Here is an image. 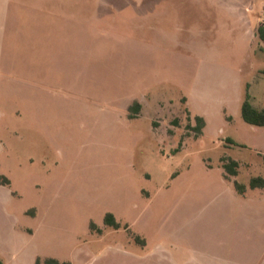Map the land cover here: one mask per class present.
<instances>
[{
  "label": "rangeland",
  "instance_id": "374dc122",
  "mask_svg": "<svg viewBox=\"0 0 264 264\" xmlns=\"http://www.w3.org/2000/svg\"><path fill=\"white\" fill-rule=\"evenodd\" d=\"M261 26L264 0H0V261L264 264Z\"/></svg>",
  "mask_w": 264,
  "mask_h": 264
},
{
  "label": "trees",
  "instance_id": "16d2710c",
  "mask_svg": "<svg viewBox=\"0 0 264 264\" xmlns=\"http://www.w3.org/2000/svg\"><path fill=\"white\" fill-rule=\"evenodd\" d=\"M259 36L262 40H264V27H260L258 30ZM241 113L243 119L254 126H264V110L256 109L252 106L250 103L249 95H247L246 99L244 100L241 108ZM196 122L198 123V126L196 127L199 131H202V129L205 127L206 122L203 117H196ZM223 167L227 171V173L231 176H236L238 171V163L236 161H227L223 164ZM7 184H9V181H6ZM236 189L243 194L245 192V187L243 185H240L239 183L235 182ZM250 187L255 188H264V179L261 177H257L252 179L250 182ZM105 223L114 229L120 228V223L116 220L113 213H107L104 219ZM0 264H4L2 261H0ZM36 264H71L70 262H60L58 259L55 258H47L43 262L40 259H37Z\"/></svg>",
  "mask_w": 264,
  "mask_h": 264
},
{
  "label": "crops",
  "instance_id": "0c3cea01",
  "mask_svg": "<svg viewBox=\"0 0 264 264\" xmlns=\"http://www.w3.org/2000/svg\"><path fill=\"white\" fill-rule=\"evenodd\" d=\"M129 108H130V106H129Z\"/></svg>",
  "mask_w": 264,
  "mask_h": 264
}]
</instances>
